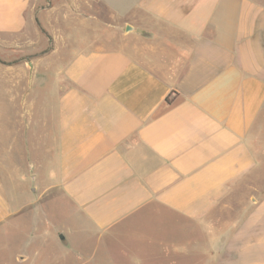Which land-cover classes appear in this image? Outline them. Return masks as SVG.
<instances>
[{"label":"crops","instance_id":"1","mask_svg":"<svg viewBox=\"0 0 264 264\" xmlns=\"http://www.w3.org/2000/svg\"><path fill=\"white\" fill-rule=\"evenodd\" d=\"M31 1L0 0V34ZM103 2L129 26L120 45L72 53L42 119L10 116L9 155L37 141L29 198L0 212L30 220L12 264H264V3ZM58 200L71 225L38 227Z\"/></svg>","mask_w":264,"mask_h":264},{"label":"rangeland","instance_id":"2","mask_svg":"<svg viewBox=\"0 0 264 264\" xmlns=\"http://www.w3.org/2000/svg\"><path fill=\"white\" fill-rule=\"evenodd\" d=\"M258 1L264 3V0ZM30 7L26 12L28 24L21 34H0V141L7 143V147L0 143V212L7 210L3 199L7 200L8 195L16 208L24 206L29 198V172L23 159V144L35 146L37 141L17 140V148L9 155L8 142L14 137V126L20 129L16 119L23 120L26 112L31 113L34 120L42 119L40 103L55 99L51 88L62 82L60 71L72 53L118 47L121 34L129 29L103 0H32ZM8 156L13 157L12 169ZM255 178L263 181L264 171L256 172ZM43 205L39 204L34 211L39 214L38 227L71 225L73 210L67 202L58 200L50 204V215L54 219L52 224L45 225L41 214ZM61 209L64 210L62 216ZM25 215L21 214L17 222L0 224V264H12L16 254L25 256L26 229L30 226ZM40 219L43 224H39ZM40 244L37 242L34 246L40 247Z\"/></svg>","mask_w":264,"mask_h":264},{"label":"trees","instance_id":"3","mask_svg":"<svg viewBox=\"0 0 264 264\" xmlns=\"http://www.w3.org/2000/svg\"><path fill=\"white\" fill-rule=\"evenodd\" d=\"M167 102H169V99L167 98Z\"/></svg>","mask_w":264,"mask_h":264}]
</instances>
